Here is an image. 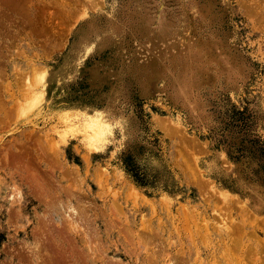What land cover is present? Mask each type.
Masks as SVG:
<instances>
[{"label":"rangeland","instance_id":"374dc122","mask_svg":"<svg viewBox=\"0 0 264 264\" xmlns=\"http://www.w3.org/2000/svg\"><path fill=\"white\" fill-rule=\"evenodd\" d=\"M0 237V264H264V0H0Z\"/></svg>","mask_w":264,"mask_h":264},{"label":"bare ground","instance_id":"6f19581e","mask_svg":"<svg viewBox=\"0 0 264 264\" xmlns=\"http://www.w3.org/2000/svg\"><path fill=\"white\" fill-rule=\"evenodd\" d=\"M53 76L52 74H45L43 73L42 76H40L38 79H39V84H40V87L43 89V90H47L49 87H50V83H51V80H52ZM53 87V86H52ZM255 236V235H254Z\"/></svg>","mask_w":264,"mask_h":264},{"label":"trees","instance_id":"16d2710c","mask_svg":"<svg viewBox=\"0 0 264 264\" xmlns=\"http://www.w3.org/2000/svg\"><path fill=\"white\" fill-rule=\"evenodd\" d=\"M0 241H1V237H0Z\"/></svg>","mask_w":264,"mask_h":264}]
</instances>
